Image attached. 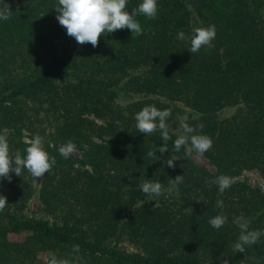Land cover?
Instances as JSON below:
<instances>
[{"label": "trees", "instance_id": "obj_1", "mask_svg": "<svg viewBox=\"0 0 264 264\" xmlns=\"http://www.w3.org/2000/svg\"><path fill=\"white\" fill-rule=\"evenodd\" d=\"M6 2L13 12L0 21V80L10 91L1 108L36 94L53 102L60 91L55 87L65 89V99L53 107L52 136L60 140L45 143L56 163L39 189L46 204H57L62 220L31 217L0 226V264H22L40 251L72 264L77 256L79 264H264V236L244 253L232 248L240 234L237 217L249 221V230H264V192L232 182L221 194L210 183L244 168L264 176V0H157L155 19L136 17L143 34L117 30L95 48L66 34L55 18L57 0ZM139 3L129 0L128 9ZM210 25L216 29L211 48L193 54L189 42L177 39L180 31L191 36ZM17 68L26 75H15ZM148 105L172 110V140L168 152L156 150L161 159L155 162L146 153L163 144L160 132L139 133L134 120ZM177 114L190 126L204 125L197 132L212 139L204 155L214 173L194 164L184 147L174 150ZM82 141L80 159L60 155L58 142ZM166 159L176 166L169 168ZM177 175H183L178 190L156 198L140 190L146 179L167 189ZM218 214L227 222L217 230L208 221ZM21 230L31 234L22 242L8 239ZM123 238L135 250L119 249Z\"/></svg>", "mask_w": 264, "mask_h": 264}, {"label": "clouds", "instance_id": "obj_2", "mask_svg": "<svg viewBox=\"0 0 264 264\" xmlns=\"http://www.w3.org/2000/svg\"><path fill=\"white\" fill-rule=\"evenodd\" d=\"M129 0H57L55 11L56 20L59 25L66 30L69 37L74 38L78 45L91 44L93 48L99 44V39L110 35L117 30L128 29L137 36L143 34V28L136 17L142 15L146 19H155L158 11L157 0H140L137 7L128 9ZM12 10L6 0H0V21H8L12 17ZM216 36L214 25L208 27H197L193 29L191 36H187L183 31L177 33V39L187 41L190 44L188 51L197 53L201 48L213 47V40ZM172 115V110L166 108L158 109L154 105L143 107L134 115L135 127L139 133L152 135L159 131L163 144L160 146L153 145V150H149L146 155L155 162L161 157L155 154L158 150L161 154L168 152L167 144L172 137L169 134L168 119ZM176 119L180 123V131L172 141L173 148L179 152L182 147H186L187 155L195 152L198 156H203L212 148V139L205 135L199 134L197 129L202 131L204 125L199 124L196 127L190 126L186 115L177 114ZM75 150V145L68 142L67 145L60 149V155L65 159ZM22 156L17 151L13 157L9 151V145L6 136L0 135V180L7 179L11 182L10 173L20 177L22 170H27L35 180L41 179L46 173L50 172L55 165L54 157L44 149V141L40 135L33 136L28 141V146L24 149ZM173 159L163 161L169 168H174ZM183 183V175H177L169 182L167 189L160 182H153L146 179L139 187L146 195L156 198L161 196L165 191L172 192L178 190L177 186ZM218 186L219 193L223 194L231 186V178L220 175L210 181ZM199 202V201H198ZM7 198L0 195V212L7 207ZM223 201L217 200L216 207L223 208ZM190 212L193 209L190 208ZM227 222V217L223 214L215 215L208 221L213 229H220ZM234 223L238 225L240 234L238 240L232 245L233 251L244 253L246 246L256 244L261 236H264V230H249V221L244 217H237ZM74 252H79V245H74ZM48 264H72L69 260H58L52 256ZM75 264H79V257H76ZM221 264H228V261L222 260Z\"/></svg>", "mask_w": 264, "mask_h": 264}, {"label": "rangeland", "instance_id": "obj_3", "mask_svg": "<svg viewBox=\"0 0 264 264\" xmlns=\"http://www.w3.org/2000/svg\"><path fill=\"white\" fill-rule=\"evenodd\" d=\"M261 13L264 18V7L261 9ZM17 74L18 77H24L26 75L24 68H17V73L15 75ZM1 80L0 108L3 104H6L7 98H5V95H7L8 91H10V88H8L7 85H3ZM55 88H59L60 91H58L52 98L53 102L47 95L40 96L36 94V96L30 95V97L17 98L15 103L8 109L1 108L0 135L6 136L9 151L13 157L17 151H19L23 156L25 154L24 149L28 146V141L37 134L43 138L44 146L46 141H49L50 139L60 140L56 139L55 136H52L57 122V113L53 110V107L54 105L60 104L62 99H65V89L61 90L60 87ZM82 115L85 117L88 116L96 123H102L101 119L94 117L90 113H83ZM175 132L177 135L182 134L180 128H176ZM92 137L95 142L100 141V138L96 135ZM65 145L67 144L58 142V150ZM74 145L75 150L69 155L76 159H80L82 152L84 151L83 148L86 147V144L82 141L74 143ZM184 151L185 153L187 152L186 147H184ZM187 156L197 166L207 170L208 172L214 173L215 166L205 155L198 156L195 152H193L191 155ZM80 165L81 164L77 161L74 164V166L78 167ZM10 175L11 182L7 179L0 180V195L7 198L8 204L4 211L0 212V226L3 228H11L13 223L20 222L31 217L49 219L54 223L61 222L62 216L57 214V204L50 207L42 200V198H39V189L43 186L44 177L35 180L26 169L22 170L20 177L16 176L14 173H10ZM227 176L231 178L232 182L248 184L251 187L259 188L261 192H264V176L257 168H244ZM30 234L31 232L29 230H21L18 233L10 232L8 234V239L10 241L22 242ZM117 247L127 251L135 250V246L125 238L118 241ZM47 256L50 258L55 256L58 260H62L53 251H40L37 253L35 259L26 260L22 264H48L50 258ZM237 264H252V260H242Z\"/></svg>", "mask_w": 264, "mask_h": 264}]
</instances>
